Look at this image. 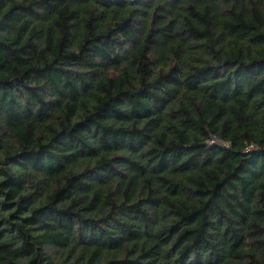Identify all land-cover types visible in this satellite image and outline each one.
<instances>
[{
  "label": "trees",
  "instance_id": "trees-1",
  "mask_svg": "<svg viewBox=\"0 0 264 264\" xmlns=\"http://www.w3.org/2000/svg\"><path fill=\"white\" fill-rule=\"evenodd\" d=\"M0 264H264V0H0Z\"/></svg>",
  "mask_w": 264,
  "mask_h": 264
}]
</instances>
